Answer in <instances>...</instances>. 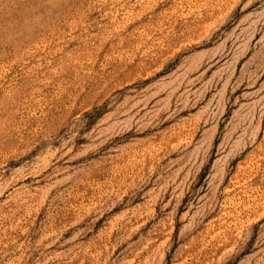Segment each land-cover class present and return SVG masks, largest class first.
Returning a JSON list of instances; mask_svg holds the SVG:
<instances>
[{
  "label": "rangeland",
  "instance_id": "374dc122",
  "mask_svg": "<svg viewBox=\"0 0 264 264\" xmlns=\"http://www.w3.org/2000/svg\"><path fill=\"white\" fill-rule=\"evenodd\" d=\"M0 264H264V0H0Z\"/></svg>",
  "mask_w": 264,
  "mask_h": 264
}]
</instances>
